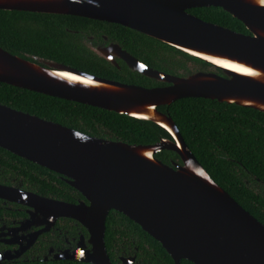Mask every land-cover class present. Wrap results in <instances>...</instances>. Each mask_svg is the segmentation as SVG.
<instances>
[{
  "label": "water",
  "instance_id": "95a60500",
  "mask_svg": "<svg viewBox=\"0 0 264 264\" xmlns=\"http://www.w3.org/2000/svg\"><path fill=\"white\" fill-rule=\"evenodd\" d=\"M210 6L241 20L250 33L188 12ZM0 10L121 24L222 72L173 75L146 65L108 36L107 45H98L93 35L86 38V45L113 65L121 58L131 70L166 83L147 88L22 57L0 46V82L150 120L171 135L155 144H129L0 103V147L60 174L88 201L71 203L0 184V199L30 207L29 220L48 228L60 217L72 218L87 229L91 255L56 258L113 264L105 251V233L107 216L115 210L158 240L175 264L182 259L194 264H264V224L210 176L174 120L158 109L181 98L202 97L264 112V0H0ZM163 150L175 152L181 162L164 163L155 156ZM12 259L0 253V263Z\"/></svg>",
  "mask_w": 264,
  "mask_h": 264
},
{
  "label": "trees",
  "instance_id": "16d2710c",
  "mask_svg": "<svg viewBox=\"0 0 264 264\" xmlns=\"http://www.w3.org/2000/svg\"><path fill=\"white\" fill-rule=\"evenodd\" d=\"M200 19L249 34L245 24L221 7L188 9ZM104 35L146 65L178 76L215 71L210 64L160 40L121 24L76 15L0 10V46L12 54L66 64L78 70L147 88L166 85L137 71L124 61L119 67L96 55L86 38ZM0 103L52 120L85 134L150 145L171 135L160 125L89 104L71 101L0 82ZM158 109L178 126L186 144L210 176L243 208L264 224V112L202 97H186ZM166 164L181 162L171 150L155 155ZM0 184L20 186L42 196L77 203L84 196L62 176L0 147ZM87 201V200H86ZM122 234L118 237V233ZM107 242L137 245L146 264H175L162 244L121 212L106 219ZM130 239L135 243L130 244ZM126 249V245H124ZM0 264H11L3 262ZM16 264H85L75 261H32ZM181 264H194L182 259Z\"/></svg>",
  "mask_w": 264,
  "mask_h": 264
},
{
  "label": "flooded vegetation",
  "instance_id": "af4514ba",
  "mask_svg": "<svg viewBox=\"0 0 264 264\" xmlns=\"http://www.w3.org/2000/svg\"><path fill=\"white\" fill-rule=\"evenodd\" d=\"M109 42L103 39L102 42L98 41V45H107ZM116 60L118 63L116 67L120 68L119 60H123L121 58H116ZM29 211L28 206L0 199V253L13 258L7 262L16 264L32 261L72 260L93 264L77 259L56 258L58 255H70L77 258H87L91 255L89 251L92 252L93 245L90 242V234L81 223L72 218L60 217L53 225L45 228L44 224L29 220ZM121 234L122 232H119L117 236ZM134 243V239H130V244ZM105 251L113 264H146L139 257L138 246H127L125 236L122 240L113 239L109 242L105 239Z\"/></svg>",
  "mask_w": 264,
  "mask_h": 264
}]
</instances>
